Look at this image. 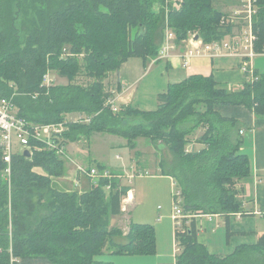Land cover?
Listing matches in <instances>:
<instances>
[{
	"label": "trees",
	"instance_id": "1",
	"mask_svg": "<svg viewBox=\"0 0 264 264\" xmlns=\"http://www.w3.org/2000/svg\"><path fill=\"white\" fill-rule=\"evenodd\" d=\"M250 4L254 50L264 53V0ZM163 5L164 0H0V97L12 98L19 114L36 123L59 122L71 112L91 116L86 124L68 123L67 142L107 131L121 135L131 148L144 137L167 149V172L178 184L184 214L173 227L179 249L175 264H264V233L255 244L236 246L223 256L198 242L195 221L198 215H223L229 238L230 218L243 215L234 185L250 176L249 157L239 150L236 121L220 116L215 107L245 105L264 117V72L254 70L258 78L238 89L220 86L212 75L190 76L169 84L153 110L121 105L112 112L104 106L110 94L102 92V78L130 57L143 63L156 58L166 18L175 42L196 30L202 42L210 43L232 30L231 24H221L223 13L212 0H182L180 8L169 5L167 12ZM82 67L92 80L86 88L43 83L50 71L74 80ZM129 118L140 121L128 124ZM189 120L192 127L185 129ZM200 122L207 127L198 141L203 146L186 151V135ZM63 174L64 160L46 149L31 158L13 157L10 194L0 174V264H10V255L13 264H111L95 256L154 251L149 224L130 221L126 233L110 226L111 217L122 213L129 186L114 177L100 178L82 192L58 190L52 178Z\"/></svg>",
	"mask_w": 264,
	"mask_h": 264
},
{
	"label": "rangeland",
	"instance_id": "2",
	"mask_svg": "<svg viewBox=\"0 0 264 264\" xmlns=\"http://www.w3.org/2000/svg\"><path fill=\"white\" fill-rule=\"evenodd\" d=\"M221 3H224V0H212L213 7L223 13L220 22L229 21V24H231L237 32H242L247 23V1H245L244 5H239L238 8H236L238 10L235 12H232V10L226 11L227 7L221 10L219 7ZM237 3L236 0H232L228 5L233 7V5L237 6ZM195 32L197 33L196 30L192 33ZM256 56L259 57L260 54H257ZM78 59L79 62L82 63V55H78ZM135 60L141 63L140 59H133L128 66H134ZM140 68L141 69H132L130 71L126 68L129 72L128 75L124 76L123 80L126 82V86H132L130 92L133 93V104L142 110H153L157 107V91L166 88L167 80L170 82L178 81L180 71H167L164 69L165 64L162 62L150 66L145 63L143 70L141 64ZM85 73L86 72L82 67L74 80H68L67 77L59 75L56 71H50L47 75L50 80V85H66L68 83H74L86 88L92 83V80ZM112 73V71L107 72L105 77L102 78L103 93L110 94V90L118 89ZM198 109L203 112L205 110L204 105L199 104ZM67 114H70L69 116L73 119L78 116V112ZM139 121L138 118L126 119V123L128 124H134ZM192 124V120H189L185 129L191 128ZM206 128L204 122H200L193 130L189 131L186 135V138L189 140L186 148L189 150H198L202 148L203 144L201 145L198 141ZM135 143L136 146L131 148L128 146L127 140L121 135L107 131L92 132L87 141L84 139L76 141V144L82 146L86 152L90 154L89 160L91 163L94 162V158L97 160V164H104L111 172H119L123 174L122 183L124 185L129 184V179L126 174L130 172L131 166H136V176H139L138 174L143 175L146 172V174L141 177L134 176L130 181L135 196L134 204H129L128 211L124 214L112 216L110 219V226H117L122 230L124 229L126 233L130 221L134 223L149 224L154 229V251L149 254H112L105 251L103 254L95 256V259L111 262V264H173L178 248L173 235V227L175 223L173 215L180 218L184 214H182L181 211L182 204L177 203L174 205L173 201L174 198H178L176 193L179 192V187L167 172L168 160H166V158L171 155L167 149L156 148L144 137L136 138ZM97 154L99 156H97ZM99 158L103 159L100 160ZM120 164H124L125 167ZM138 164L142 165L140 166L141 169L137 167ZM65 167L66 164L64 161V173ZM35 171L46 175V173L40 168H36ZM83 179L84 178H82V180ZM52 180L53 187L58 190H64L67 188L68 184L66 183L68 182H66V180L64 181L62 177H53ZM205 220L206 219L204 218L201 219V223L207 222V220ZM214 224V221L212 223L207 222L205 226L207 227V230L205 233L211 236L216 242L215 249L213 250L219 251L224 249L222 243L225 238V227L223 223H220L219 226H215ZM231 237H234V240L241 239V237L236 234L231 235L229 238Z\"/></svg>",
	"mask_w": 264,
	"mask_h": 264
},
{
	"label": "crops",
	"instance_id": "3",
	"mask_svg": "<svg viewBox=\"0 0 264 264\" xmlns=\"http://www.w3.org/2000/svg\"><path fill=\"white\" fill-rule=\"evenodd\" d=\"M231 1L232 0H224V3H221L219 5L221 10L227 7L226 11L232 10V12H235L236 10H238L236 8H238L239 5L241 6L244 5L246 0H236L238 2L237 3L238 5L237 6L233 5V7H231V5H228ZM188 48H189V43L187 41L182 40L179 42H175V47L173 50H171V57L168 60L153 58L146 62L148 66L162 62L165 64V68H164L165 70L167 71L171 70L174 72L180 71L179 80L175 82H170L167 80L166 88H163L161 91H157L158 95L160 93L165 92L169 84L181 82L193 75H200L205 77L212 75L215 81L220 86H224V87L226 86L230 89L231 88L238 89L247 81L243 72L239 68L240 65L239 57L211 56L208 54H201V55L191 56L188 59L187 63H185V59L183 55ZM133 59H140L141 63L135 60L134 66L132 67L128 66L130 64V61H132ZM141 64L143 70L145 63H143L142 59L139 57H130L121 64L118 70L112 73L114 75L116 84L118 86V89L116 88V90L118 91L116 103L119 106L121 105L135 106L132 100L133 93L130 92L132 86L131 85L126 86V82L123 80V78L125 75H128V72L130 70L141 69L140 68ZM252 66L254 67L257 73H263L264 54H260L259 57L255 56L252 59ZM158 95L156 98H158ZM117 101H119L120 104ZM157 104H158V99H157ZM215 111L224 118H231L236 121L237 126L235 130V135L240 140L239 150L247 154L251 166L250 176L242 179H236L234 185L235 190L237 191V197L242 201L243 215L232 216L229 220V227H228L230 236L236 234L239 237H241V239L234 240V237L227 238L225 217L223 215L208 214V215H198L195 217L196 226L198 229V234H197L198 242L204 245L209 253L221 254L224 256L226 254L232 253L236 246L245 245V244L246 245L255 244L258 241L259 237L264 233V215H262L264 214V117L256 116L252 108L247 107L245 105H235V104L218 105L215 107ZM240 130L243 131L242 134H240L239 132ZM68 150H69L70 158L68 160L66 159L64 160L67 168L65 167V173L63 174V176L60 177H62L64 181L66 180V182H68L66 183L68 184L67 188H65L64 190L73 191L75 189L73 187V181H72V178L74 177L75 174V166L73 161L83 165L95 166L97 165V160L94 159L92 156L94 162L91 163V161L89 160L90 154L86 152V150L82 146L76 144V142H70L68 144ZM97 156L99 155L97 154ZM99 159L102 160L103 158H99ZM120 165L125 167L124 164H120ZM140 166L142 165L139 164L137 165L139 169H141ZM144 174H146V172ZM141 176H136V177H141ZM132 179L133 178L128 180L129 184H125L129 186L130 188L129 192L130 195H132V200L130 205H133L135 200L134 192L130 185L131 184L130 181ZM90 187L91 184L88 181V179L84 178L83 180H81L82 191H86ZM127 211H128V206H127V210L122 211V213L119 215H122ZM258 211L261 212V214H258L257 213ZM203 218L210 223L214 221L215 226H219L220 223L224 224L225 238H224V242L222 243L224 249H221L219 251L213 250L215 249L216 242L211 236L205 233L207 230V227H205L207 222L201 223V219ZM173 264H175V259Z\"/></svg>",
	"mask_w": 264,
	"mask_h": 264
},
{
	"label": "built area",
	"instance_id": "4",
	"mask_svg": "<svg viewBox=\"0 0 264 264\" xmlns=\"http://www.w3.org/2000/svg\"><path fill=\"white\" fill-rule=\"evenodd\" d=\"M247 1V23L242 32H237L234 27L226 34L221 40L213 41L210 43H204L199 38L196 39L195 33H190L189 37L184 41L189 43V48L185 51L183 57L185 63L191 56L208 54L211 56H236L240 58L239 68L243 72L247 81H254L258 78L255 73V69L252 66V59L257 54H264L263 52H256L254 50V42L256 40L255 34L252 31L251 18L254 10L251 7L250 0ZM182 0H164L165 12L168 11L169 5L178 9L181 6ZM228 21V20H227ZM228 22H221V24H228ZM164 39L159 49L156 59H168L171 57V50L175 47V32L169 27L167 18L164 23ZM264 49V48H263ZM49 73V72H48ZM47 73V74H48ZM44 76L43 83L46 86L50 85L48 75ZM118 91L116 89L110 90V95L105 99L104 106H108L112 112H117L120 108L116 104V98ZM66 114L64 119L59 122L49 123H36L28 121L26 118L19 114L18 106L12 101V98L0 97V174L1 178L7 184V188L10 194L12 187V159L18 154L24 155L25 151L30 153L31 158L35 151L40 150H52L63 160H68L69 141H65L64 133L68 131V123H89L91 116L78 113L76 118H72ZM243 133L242 130L239 131ZM186 151H190L186 148ZM118 157V156H117ZM75 166V174L72 178L73 191L82 192L81 180L82 178L88 179L91 186L96 185L100 178H119L122 179L123 174H113L107 168L100 169L97 166L83 165L73 161ZM137 168L135 165L130 167V172L126 174L127 178L131 179L137 174L135 172ZM141 176L142 174H138ZM124 178V177H123ZM79 189V190H78ZM109 189V185L105 187ZM178 198H175L174 205L180 203L179 192L176 193ZM132 195L129 190L122 196L121 199V211H126L127 206L131 203ZM261 214V212H257ZM236 216H240V213H236ZM264 215V214H262ZM183 217V215L181 216ZM180 217V218H181ZM180 218L173 215L175 221L174 225L179 226ZM177 245V244H176ZM179 249L177 248V251ZM16 259L10 255L9 262L13 264Z\"/></svg>",
	"mask_w": 264,
	"mask_h": 264
},
{
	"label": "water",
	"instance_id": "5",
	"mask_svg": "<svg viewBox=\"0 0 264 264\" xmlns=\"http://www.w3.org/2000/svg\"><path fill=\"white\" fill-rule=\"evenodd\" d=\"M197 38H198V37L196 36V39H197ZM24 155L27 156V157H29L30 153H29L28 151H25V152H24Z\"/></svg>",
	"mask_w": 264,
	"mask_h": 264
}]
</instances>
